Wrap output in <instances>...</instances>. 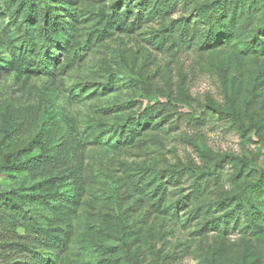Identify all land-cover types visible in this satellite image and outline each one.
I'll use <instances>...</instances> for the list:
<instances>
[{
	"label": "rangeland",
	"instance_id": "1",
	"mask_svg": "<svg viewBox=\"0 0 264 264\" xmlns=\"http://www.w3.org/2000/svg\"><path fill=\"white\" fill-rule=\"evenodd\" d=\"M0 193V264H264V0H0Z\"/></svg>",
	"mask_w": 264,
	"mask_h": 264
},
{
	"label": "trees",
	"instance_id": "2",
	"mask_svg": "<svg viewBox=\"0 0 264 264\" xmlns=\"http://www.w3.org/2000/svg\"><path fill=\"white\" fill-rule=\"evenodd\" d=\"M20 5L22 6V17L25 20H31L36 17V8L38 4L45 0H18ZM55 15L53 13H50V16L48 17L45 25L39 29V36L41 40V48L43 51L38 52V59L32 60L28 59L24 65V68L26 70H30L31 68L36 69H48L49 68V61L50 59L56 58L55 53H49V49L51 46L57 45L58 41L55 37ZM41 140L39 139V136H34L22 149L16 151L15 153L10 155V162L15 163L17 160V157L20 154L26 153L28 151H31L36 144H39ZM14 165V164H13ZM23 166V165H22ZM22 166H19L17 168H21ZM54 200H59L57 194L53 195ZM0 200L4 202L5 205H8L9 207L13 206L15 203L11 198L6 197L5 194L0 193ZM260 231L254 233L259 234ZM259 260L257 259L258 264Z\"/></svg>",
	"mask_w": 264,
	"mask_h": 264
}]
</instances>
